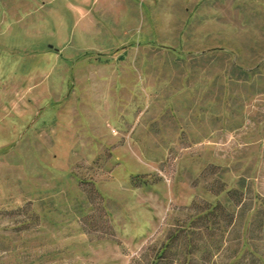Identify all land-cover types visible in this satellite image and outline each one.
Masks as SVG:
<instances>
[{
	"label": "rangeland",
	"instance_id": "obj_1",
	"mask_svg": "<svg viewBox=\"0 0 264 264\" xmlns=\"http://www.w3.org/2000/svg\"><path fill=\"white\" fill-rule=\"evenodd\" d=\"M239 187L214 264H264V0H0V264H129Z\"/></svg>",
	"mask_w": 264,
	"mask_h": 264
},
{
	"label": "trees",
	"instance_id": "obj_2",
	"mask_svg": "<svg viewBox=\"0 0 264 264\" xmlns=\"http://www.w3.org/2000/svg\"><path fill=\"white\" fill-rule=\"evenodd\" d=\"M142 183L137 180L134 185ZM246 194L247 190L241 187L226 190L227 204L217 202L206 207V211L170 231L162 241L146 243L129 264H214L213 255L220 251L226 230L234 225ZM251 199L255 206L247 211L248 231L264 240V197L255 195Z\"/></svg>",
	"mask_w": 264,
	"mask_h": 264
}]
</instances>
